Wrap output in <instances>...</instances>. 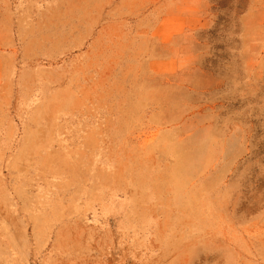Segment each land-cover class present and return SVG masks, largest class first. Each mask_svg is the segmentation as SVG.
Instances as JSON below:
<instances>
[{
  "label": "rangeland",
  "instance_id": "1",
  "mask_svg": "<svg viewBox=\"0 0 264 264\" xmlns=\"http://www.w3.org/2000/svg\"><path fill=\"white\" fill-rule=\"evenodd\" d=\"M0 264H264V0H0Z\"/></svg>",
  "mask_w": 264,
  "mask_h": 264
}]
</instances>
